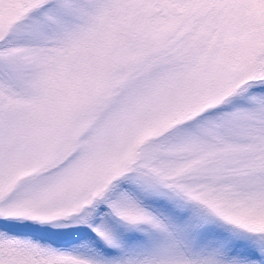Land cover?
<instances>
[{
    "label": "snow or ice",
    "instance_id": "snow-or-ice-1",
    "mask_svg": "<svg viewBox=\"0 0 264 264\" xmlns=\"http://www.w3.org/2000/svg\"><path fill=\"white\" fill-rule=\"evenodd\" d=\"M0 264H264V0H0Z\"/></svg>",
    "mask_w": 264,
    "mask_h": 264
}]
</instances>
